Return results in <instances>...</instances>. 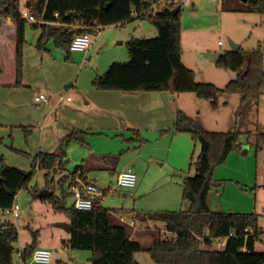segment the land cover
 I'll return each mask as SVG.
<instances>
[{
  "label": "trees",
  "instance_id": "16d2710c",
  "mask_svg": "<svg viewBox=\"0 0 264 264\" xmlns=\"http://www.w3.org/2000/svg\"><path fill=\"white\" fill-rule=\"evenodd\" d=\"M158 0H31L27 11L37 20L42 32L37 42L40 51H46L52 42L58 49L70 52L78 35L95 34V28L126 24L141 20L150 22L158 30L155 38H132L127 42L130 60L113 63L105 74L97 76L92 85L100 91L123 93L172 92L194 93L198 99L210 102L213 110L220 107L222 94L239 95L240 108L250 102L259 103L264 96V53L259 48L245 51H229L216 58L219 69L231 71L236 78L223 89L212 83L198 82L196 73L182 60L181 42L182 5L167 4L161 12L147 9ZM247 12L264 15V0H248ZM179 8L177 14L174 11ZM0 18H10L13 27L0 31V87L20 88L24 79L23 46L26 42L27 21L22 17L20 0H0ZM227 105V103H224ZM140 139V133L132 130ZM170 132L190 135L200 147L196 159L191 158L193 176H183V200L189 207L178 212H160L148 215L154 221L164 223L169 236L154 237L148 247L132 240L127 227L115 222L113 211L97 202L91 211H79L69 186L81 171L85 182L84 167H78L60 179L61 194L34 199L47 201L54 212L63 214L72 225L67 245L78 251H90L91 264H140L136 256L141 252L150 255L156 264H264V252L257 244L264 230L257 213L216 212L210 208L209 195L214 186L216 169L226 164L229 156L241 148L243 133L209 131L199 117H191L178 110ZM25 138L32 128H24ZM88 131L75 130L60 142L55 153H39L33 159L30 171L2 164L0 170V211L15 204L18 193L28 187L38 170L45 171L48 186L54 184V175L63 173L72 143L87 145ZM257 149L264 145V129L259 125L255 134ZM142 141V139H141ZM144 142V141H143ZM26 156L25 153L12 149ZM2 161V159H1ZM67 185V188L65 186ZM50 189V188H49ZM109 191H106L107 194ZM38 232H33V242L22 251L24 263L32 260L38 248ZM217 240H226L220 250ZM19 242L17 227L5 222L0 224V264H14L15 245Z\"/></svg>",
  "mask_w": 264,
  "mask_h": 264
},
{
  "label": "rangeland",
  "instance_id": "374dc122",
  "mask_svg": "<svg viewBox=\"0 0 264 264\" xmlns=\"http://www.w3.org/2000/svg\"><path fill=\"white\" fill-rule=\"evenodd\" d=\"M30 1L20 0L22 13L27 11ZM248 6V2L244 0H194L191 6H182L183 59L185 65L194 70L197 78L203 80L201 82L212 83L223 89L236 78L234 72L219 69L215 65L219 55L232 50V44L240 45L245 51H252L261 46L264 53V15L247 12ZM101 28L100 35H92L95 42L93 48L85 53L71 51L68 53L63 49L56 48L52 42L47 44L46 51H40L37 48V42L42 30L41 28L35 29L33 23L28 22L26 42L23 46V85L20 88L0 87V124H19L17 120L24 118V120L32 122L27 126H36L42 130L52 116V122L49 124V130L52 132L51 127L55 125V116L59 112L58 102L61 97L70 96L76 104L78 97L83 95L80 100L82 105L87 107L86 102L89 99L93 100V95H104V92L93 87V80L97 76L105 74L113 63H127L130 60L127 42L132 38L150 39L158 36L156 27L148 21L141 20ZM220 42L223 45H220ZM142 93L130 95H181L180 105L182 107L180 109L182 111H184L182 108L187 109L192 114L189 115L184 111L187 115L203 120L202 122L205 123L209 131L229 132L236 129L243 133L240 139L242 144L240 150L233 152L226 164L218 167L214 173V182L220 187L218 194L215 193L216 186L210 192V195L214 197L211 204L213 208H219L218 206L221 204L232 205V203H237L235 200H245L239 193L252 194L251 197L255 200L257 193L259 225L264 230V145L259 149L254 146L258 126L260 125L264 129V96L259 103L250 102L240 108L239 95L222 94L219 97V109L213 110L209 101L198 99L194 93ZM40 95L50 97L51 103L47 105L37 102L36 97ZM129 105V108L122 109V116L112 117L102 113L101 125H99L101 127L99 128L105 129L90 133L87 138L89 144L82 145L75 142L71 144L72 148H68V161L65 162L66 170L54 175V184L48 186L45 171L38 170L35 173L28 187L22 189L16 197L15 203L20 206L19 218L0 211V224L10 222L19 231V242L15 245L14 264H31V261L27 263L22 261L19 251L22 252L27 245L33 242V232L39 233L38 248L51 251V264H91L92 253L90 251L73 250L67 245L70 234L58 226L59 223L67 220V217L54 212L49 202L33 197L35 193L44 190L53 191L57 196L60 195L62 188L59 179L68 172H74L78 167L88 169V173L93 176L97 175L99 177L98 184L102 185L103 189L110 190L103 196L102 205L112 210L117 218L123 217L126 222H130L132 210L136 208L132 198L134 190L118 187L116 179L110 171L102 169L91 171L89 159L97 157L103 164L109 165L111 168L116 166L122 168L140 153L144 154L143 158L145 159L153 156L164 160L169 159L171 162L175 149L169 151L167 138H162L159 142L154 140L153 144H146L143 140H138L125 123V120L135 119L132 113L127 117V111L136 106L135 103ZM52 108L55 110L53 113H51ZM154 114L156 115L153 118L154 121L162 119L161 111L154 112ZM139 120L146 124V118L143 116ZM154 121L152 120L151 123L153 124ZM49 130L46 131L47 135ZM159 135L163 137L161 133ZM192 145H195L194 159H196L200 147L194 142ZM244 150H248L247 155H244ZM92 152H94V156L91 154ZM13 159H21L22 162L28 160L24 156L20 158L15 156ZM33 159L24 163L25 165H20L26 166L23 171L31 170ZM1 163L3 164L2 161H0ZM164 169V171H169V166H165ZM133 170L138 174L136 168ZM194 174V168L189 166L183 176H193ZM179 175L177 182L181 183L182 178ZM222 194V197L225 198L224 203L219 202ZM73 202L74 199L71 196L68 199V205L71 206ZM188 207L187 204L186 210ZM228 213H235V211H228ZM115 222L118 223V220ZM154 224L159 226L161 232L163 231L161 222ZM146 226L139 220V229L146 230ZM151 228L152 235L156 237L169 236L166 233L160 235L161 232L155 226H151ZM257 250L264 252V234L260 236ZM138 255L144 257L149 254L141 252Z\"/></svg>",
  "mask_w": 264,
  "mask_h": 264
},
{
  "label": "crops",
  "instance_id": "0c3cea01",
  "mask_svg": "<svg viewBox=\"0 0 264 264\" xmlns=\"http://www.w3.org/2000/svg\"><path fill=\"white\" fill-rule=\"evenodd\" d=\"M12 27L13 21L10 18H0V31L8 32ZM94 44L92 46H94ZM92 46L90 47V50L93 48ZM182 60L185 64L183 56ZM196 80L198 82L203 81L199 80L197 76ZM101 92H104V95H93L94 99H89L86 102L87 107L82 105L81 96L83 95L78 97V102H76V104L70 96H67L66 98L64 97L65 100L63 102H58L59 112L57 113V116H55V125L51 127L53 130L52 132L49 130V124L53 119L52 116L42 130H39L36 126H27L31 125L30 123L32 122H29V120L26 121L24 118H19L17 120V123L19 124H0V156L5 165L25 170L26 166L22 167L20 165H25L24 163L32 161V159L39 153H55L59 148L61 140L71 131L80 130L88 131L89 133L102 131L105 129L99 128L101 127L99 125H101L102 113L103 115L112 117L122 116V109L129 108V104L135 103L136 106L127 111V117L132 113L135 119L125 120L126 126L131 131H138L140 133V139L137 137L138 140L141 141L142 139L146 144H153L154 140L159 142L162 138H167L166 142L169 143V151H174L175 149L171 162H169V159L164 160L163 158L153 156L145 159L143 158L144 154L142 153L135 156L122 168L119 166L111 168V166L103 164L97 157H91L89 161L91 163V171H99L102 169L103 171L112 172L116 179V184L118 182L119 174L123 171L127 169L133 170V168L138 170V174L136 173L137 185L132 189L134 190L132 198L134 199L136 208H133L132 210L133 212L130 222H126L123 217L117 218L114 214L113 219H115V221L118 220V223L127 227L132 240L139 242L144 247H148L152 243L153 238L156 237L155 235H152L153 231L151 226H155L156 229L161 232L159 226L154 224L159 223V221L157 222L149 219L148 215L160 212H178L186 210L187 203L183 200V188L177 181L178 175L182 173L185 174L189 168L191 158L195 154V145H192L193 142L190 135L170 132L174 126L177 110H181L180 108L182 107L180 105L181 95H130L132 93L118 91ZM17 96L21 97L22 95ZM67 98H71L72 101L68 102L66 100ZM97 99L102 102H99ZM182 109L189 115H192L187 109ZM51 111V113H53V111H55L54 108H52ZM157 111L162 112V119L154 121L153 118L156 116L154 112ZM198 114L200 115V112H198ZM142 116L146 118V124H143L144 122L142 121L140 122L139 119ZM152 120L154 121L153 124L151 123ZM112 121L115 122L114 120ZM202 123L207 128L205 123ZM24 128H32V134L28 139L25 138ZM47 130L50 131L48 135L46 133ZM144 133L148 134L145 135ZM160 133L163 137H160ZM87 144H89L88 139ZM69 148H72V145H70ZM12 149L25 153L26 156L17 154L13 152ZM243 153L244 155H247L248 150H244ZM91 154L93 156L95 155L94 152ZM15 156L16 158L24 156V158H28V160L26 159V161L22 162L21 159H13ZM10 161H13L15 164ZM165 166H169V171H164ZM1 168L2 163L0 164V170ZM85 171L87 172V178L93 182L102 191L103 196H105V192L110 190H105L102 185L98 184L99 177L97 175L93 176L88 173V169L86 168ZM68 174L70 173L68 172ZM219 187L220 185H216V194L219 193ZM237 192L239 193V191ZM239 195L245 200H235L237 203H232V205L221 204L218 206L219 208L212 207L211 201L214 197L209 195L210 208L216 212L228 213V211H235V213H239L237 211H247L244 213L251 212L260 215L257 212L259 206L257 193L255 194V200L251 197L252 194L245 195L244 193H239ZM222 196L223 194L221 195L219 202L224 203L225 198ZM102 198L100 200L101 204L103 201ZM139 220L147 225L145 228L146 230L138 228ZM63 222L70 223L68 219ZM162 225L163 231L160 235L166 233L164 223H162ZM142 256L143 255L136 256V260L140 264H156L153 262L150 255Z\"/></svg>",
  "mask_w": 264,
  "mask_h": 264
},
{
  "label": "built area",
  "instance_id": "2783aa9c",
  "mask_svg": "<svg viewBox=\"0 0 264 264\" xmlns=\"http://www.w3.org/2000/svg\"><path fill=\"white\" fill-rule=\"evenodd\" d=\"M194 0H158L153 3L147 11H153L154 13L161 12L166 7L167 4H175L182 6H191ZM22 17L29 23H36L35 17L28 11L22 13ZM102 28H95V35L101 34ZM94 44L93 36L90 34L78 35L74 38L70 51L85 53ZM222 45V42L219 43ZM65 100L64 97L60 98V102ZM71 102V98L66 99ZM37 102H43L45 104L51 103V98L45 95H40L36 98ZM119 187L134 189L137 185V175L132 169H127L119 174L118 182ZM69 192L72 194L74 199V207L79 211H91L97 202H100L103 193L102 191L93 183L85 182L82 178L81 171H78L74 177L73 183L69 186ZM7 215L13 216L14 218L20 217V206L14 204L12 208L5 210ZM226 240H217L218 249H222L225 245ZM22 252L19 251V257H21ZM52 253L48 249L37 248L33 254L31 264H51Z\"/></svg>",
  "mask_w": 264,
  "mask_h": 264
},
{
  "label": "water",
  "instance_id": "95a60500",
  "mask_svg": "<svg viewBox=\"0 0 264 264\" xmlns=\"http://www.w3.org/2000/svg\"><path fill=\"white\" fill-rule=\"evenodd\" d=\"M245 2H248V0H244ZM179 11V8H177L174 13L177 14ZM33 27L35 29L38 28V26L36 24L33 25ZM241 48L240 45H237V44H232V50L233 51H238L239 49ZM54 194L53 191H50V190H44L42 192L39 193V196L42 197V198H49L51 197L52 195ZM58 226L62 229H64L65 231H67L69 234H71L72 232V225L71 223H66V222H62V223H59Z\"/></svg>",
  "mask_w": 264,
  "mask_h": 264
}]
</instances>
